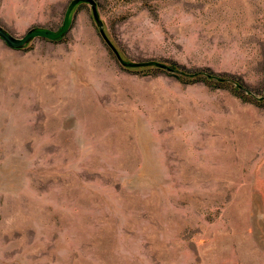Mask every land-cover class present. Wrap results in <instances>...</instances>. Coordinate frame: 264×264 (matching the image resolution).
I'll use <instances>...</instances> for the list:
<instances>
[{
	"label": "rangeland",
	"instance_id": "1",
	"mask_svg": "<svg viewBox=\"0 0 264 264\" xmlns=\"http://www.w3.org/2000/svg\"><path fill=\"white\" fill-rule=\"evenodd\" d=\"M0 264H264V0H0Z\"/></svg>",
	"mask_w": 264,
	"mask_h": 264
},
{
	"label": "water",
	"instance_id": "2",
	"mask_svg": "<svg viewBox=\"0 0 264 264\" xmlns=\"http://www.w3.org/2000/svg\"><path fill=\"white\" fill-rule=\"evenodd\" d=\"M74 5L75 3L72 4L69 10L67 11V14L65 16L64 25L58 33L47 31V30L29 32L23 38L16 40V39H13L10 35H8L2 28H0V39H2L8 46L14 49H19L23 47L31 39L41 38V39H47L50 41L59 40L68 32L70 28V14H71V10L74 7Z\"/></svg>",
	"mask_w": 264,
	"mask_h": 264
}]
</instances>
